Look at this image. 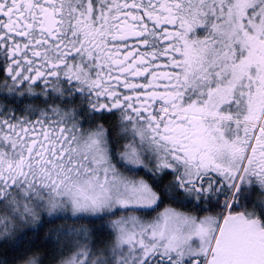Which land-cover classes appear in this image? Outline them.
Listing matches in <instances>:
<instances>
[{
	"label": "snow or ice",
	"instance_id": "1",
	"mask_svg": "<svg viewBox=\"0 0 264 264\" xmlns=\"http://www.w3.org/2000/svg\"><path fill=\"white\" fill-rule=\"evenodd\" d=\"M56 220L0 264H264V0H0V245Z\"/></svg>",
	"mask_w": 264,
	"mask_h": 264
},
{
	"label": "trees",
	"instance_id": "2",
	"mask_svg": "<svg viewBox=\"0 0 264 264\" xmlns=\"http://www.w3.org/2000/svg\"><path fill=\"white\" fill-rule=\"evenodd\" d=\"M168 203V201H165V204ZM165 204H162L160 209H158L157 211L162 210ZM248 209L252 210L251 206H248ZM239 210L243 209L239 208ZM61 223H63V221L60 220H56L54 223L44 222L42 224L37 225L36 230H25L22 235L19 234L20 239H17L14 242H10V244L8 245H0V258L7 257L10 260L11 257L15 255H20L25 250H36L41 253H47L48 256H50L54 250V247L56 246L55 234H53L51 238H47V234L49 232V229ZM67 224L76 227H79L81 224L89 228L95 227L94 224L89 223L88 221H80L76 224H73V221L69 220ZM99 238L102 239V236H100ZM12 243H14L15 246H11ZM44 264H49L47 256L44 259Z\"/></svg>",
	"mask_w": 264,
	"mask_h": 264
},
{
	"label": "flooded vegetation",
	"instance_id": "3",
	"mask_svg": "<svg viewBox=\"0 0 264 264\" xmlns=\"http://www.w3.org/2000/svg\"><path fill=\"white\" fill-rule=\"evenodd\" d=\"M249 206H251V205H249ZM234 210V209H233ZM249 210V209H248ZM213 211H217V209H213ZM227 209H226V212H225V214H227ZM240 211H244V209L243 210H239V208H236L233 212L235 213V212H240ZM249 211H251V210H249Z\"/></svg>",
	"mask_w": 264,
	"mask_h": 264
},
{
	"label": "rangeland",
	"instance_id": "4",
	"mask_svg": "<svg viewBox=\"0 0 264 264\" xmlns=\"http://www.w3.org/2000/svg\"><path fill=\"white\" fill-rule=\"evenodd\" d=\"M102 236V239H108V236H107V234L105 233V234H103V235H101Z\"/></svg>",
	"mask_w": 264,
	"mask_h": 264
}]
</instances>
